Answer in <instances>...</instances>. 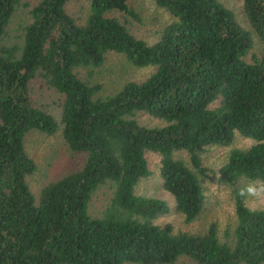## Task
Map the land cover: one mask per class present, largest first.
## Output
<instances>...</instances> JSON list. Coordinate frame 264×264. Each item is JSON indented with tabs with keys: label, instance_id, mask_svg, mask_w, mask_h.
Returning <instances> with one entry per match:
<instances>
[{
	"label": "trees",
	"instance_id": "trees-1",
	"mask_svg": "<svg viewBox=\"0 0 264 264\" xmlns=\"http://www.w3.org/2000/svg\"><path fill=\"white\" fill-rule=\"evenodd\" d=\"M66 1L37 0L21 42L0 45V264H171L181 256L193 264H264V207H249L238 187L241 178L264 187V54L245 58L252 31L221 0H155L173 19L149 43L108 14L137 18L128 0H88L83 22ZM21 2L0 0V41ZM243 11L264 43V0H243ZM109 51L154 70L101 96L79 70L101 65ZM34 77L61 93L58 118L33 101ZM139 112L164 123H140ZM33 129L60 130L71 152L84 154L38 197L28 182L37 165L24 143ZM236 133L254 142L231 148L218 169L235 194L229 239L215 222L202 232L157 223L167 202L135 192L151 172L145 152L159 153L163 186L189 222L205 203L201 153L229 145ZM179 149L191 165L174 155ZM103 185L111 194L93 214L90 201Z\"/></svg>",
	"mask_w": 264,
	"mask_h": 264
},
{
	"label": "rangeland",
	"instance_id": "rangeland-1",
	"mask_svg": "<svg viewBox=\"0 0 264 264\" xmlns=\"http://www.w3.org/2000/svg\"><path fill=\"white\" fill-rule=\"evenodd\" d=\"M221 1L234 11L237 20L244 27L252 31L253 46L245 55V58L250 61L253 55L264 54V43L254 32L244 14L243 0ZM36 2L37 0H22L10 18L6 27L7 34L0 41V45L2 43L21 42L23 26L30 20L29 9ZM128 3L137 13V18L117 10L110 11L108 14L116 16L135 36L149 43L154 42L159 37L160 29L173 19L170 12L158 5L155 0H128ZM65 9L78 22H83L89 11V1L67 0ZM153 70L154 66L152 65L137 66L128 61L124 54L109 51L106 53L101 65L93 69H90V67L81 68L79 75L90 83H98L100 88L97 94L104 96L117 91L127 80L140 81L144 79ZM30 85L33 101L37 105H42L49 109L58 118L59 102L62 99L61 93L48 87L40 77L32 78ZM135 116L140 123L146 125H162L164 123L162 120L147 113L139 112ZM253 142L252 138L236 133L229 145L210 144L201 153L202 164L207 168L206 175H201V182L206 197L202 211L192 221L187 222L184 220L183 214L176 207L174 196L163 186L158 152L152 150L145 152L151 172L149 175L139 179L135 185V192L159 197L167 202L169 210L155 219L157 223L168 222L172 225L174 231L202 232L211 222H215L218 236L222 240L229 239V233H231L236 220L235 194L232 186L220 180L218 169L226 162L231 148L247 147ZM24 143L28 154L37 165L36 170L28 175L30 188L36 197H38L39 191L44 184L70 170L78 168L84 160L83 153L71 152L63 140L60 130L48 134L33 129L26 133ZM174 155L184 159L191 165L187 151L183 149L175 150ZM238 187L244 193L245 203L249 207H264V187L259 181L241 178L238 181ZM249 189L254 191H249ZM111 191L112 188L110 186L103 185L93 194L89 206L91 213L98 214L107 201V197L110 196ZM171 264L193 263L189 258L181 256Z\"/></svg>",
	"mask_w": 264,
	"mask_h": 264
},
{
	"label": "clouds",
	"instance_id": "clouds-1",
	"mask_svg": "<svg viewBox=\"0 0 264 264\" xmlns=\"http://www.w3.org/2000/svg\"><path fill=\"white\" fill-rule=\"evenodd\" d=\"M249 191H254L253 189H249Z\"/></svg>",
	"mask_w": 264,
	"mask_h": 264
}]
</instances>
